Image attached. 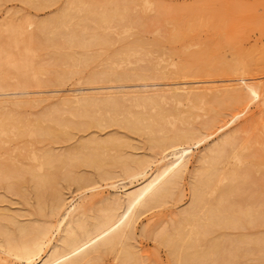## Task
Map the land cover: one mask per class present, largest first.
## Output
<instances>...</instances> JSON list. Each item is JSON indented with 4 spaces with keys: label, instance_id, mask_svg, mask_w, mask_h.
Returning a JSON list of instances; mask_svg holds the SVG:
<instances>
[{
    "label": "rangeland",
    "instance_id": "obj_1",
    "mask_svg": "<svg viewBox=\"0 0 264 264\" xmlns=\"http://www.w3.org/2000/svg\"><path fill=\"white\" fill-rule=\"evenodd\" d=\"M84 9H87V12ZM61 11L62 13L71 12L73 19L69 23L70 30L77 26L80 31L84 29L80 35L85 42L89 39L87 45H78L75 44L76 42L72 45L67 44V39L62 38V36L66 35L69 29L66 31L67 33L65 28L61 29L65 33H62V36L58 35L53 19ZM22 19L26 20L25 23L22 21L23 24H27V28L24 25V29L28 30V32L25 30L26 33L32 34L27 35L31 36L27 41L28 43L22 41L26 46L24 48L22 42L18 43L20 45L11 42L15 45L13 46L10 41H7L9 40L7 35L10 32L8 28L11 23L18 22L20 24ZM32 22L35 25H32L34 24ZM42 23L46 26L41 30ZM0 24L2 29V31L0 29V46L2 48L4 43L2 49L8 51L3 50L1 52L0 48L1 56L4 54V57L11 56L15 60L0 59V76L4 77V85H6L0 89V117H11L14 120L11 121L13 123L19 120L23 127L31 128V125L32 128L55 129L62 127L64 131L67 130L66 134H63L65 132H60L62 129L57 131L58 128H56L55 133L49 136L38 134L33 135V137L29 134L27 136V133L16 136L9 133L2 136L1 138L6 143L4 142L0 146V165L13 164L8 166H15L10 168V170H14L12 173L16 172L17 166L14 163L20 166L19 169L21 167L28 169V165L32 164L33 168L36 163L30 159L31 152L36 155H40L42 152L41 155L53 154L54 156L64 153L70 154V159L67 158L69 163L73 159V154L81 150L78 145L81 146L80 142L82 141L113 139L120 142L116 152L110 151L112 158L107 160V164L102 169L84 164L82 161L69 164V168L64 169V166L67 167L68 164L64 155L63 162L60 159L57 160L61 164L66 163L63 167L61 164V167L57 166L59 164L57 161L53 163L56 164L57 170L47 165L53 172L52 178L54 180L49 177L52 183L51 181L48 182L51 184L46 185L47 188L44 186L45 189L42 188L39 196L35 192L37 187L35 188L34 180L30 181L29 175L25 173L23 178V172L20 178L22 181L10 186V180L13 181L12 178H16L8 179L6 177L0 181V214L5 215L3 221L0 215L2 222L0 231L7 230L5 234H0V264H28L33 256H35L33 259L43 257L52 244L60 243L59 235L63 234L64 227L72 219H77L78 224L82 223L88 226L96 219H100L106 212V208L114 206L116 211L120 212L124 207L123 192L125 189L136 188L146 176L162 163L174 158V154L170 153L171 149L162 151L150 147L144 131L130 130L118 122L108 125H95L89 122L90 117L88 115L81 114L78 110L90 113L92 112L91 108L94 110V107L99 106L98 102L103 104L105 101L113 100L118 102L120 108L136 111L143 103L141 101L135 103V100L144 99V95L148 93L158 95L165 92L168 87H173L174 81H186L189 82V85L198 86V91L212 86L209 87L208 91L209 97L211 96L210 100L200 104L197 102L198 105L195 104L197 107L187 100L177 105L180 111L185 110L188 113L189 125L187 124V126L191 127L197 134L196 138L183 145V147H188L189 152L186 168L181 176L176 179L172 190L170 189V193L163 198V201L142 209L134 217L130 227L125 228L126 235L122 237L121 243L114 244L111 248H101L102 252L91 251L79 261L80 264H176L173 262V258V260L170 259L168 246L160 242L161 235L159 234L162 233L163 236L164 233L171 232L174 229L173 226L175 227L174 223L177 225L180 222L176 220L178 217L181 218L180 215H183L181 210L184 209L185 212L189 208L191 186L197 175L199 156L207 153L209 148L229 137H233L236 140V145H238L242 142L245 130L249 131L248 129H250L251 131L252 129L254 131L258 129L259 127L256 125L258 126L259 120L264 117L262 116L264 115V91L261 93L259 90L258 95L253 96L246 105L240 104L229 107L226 102L219 100V96L222 95V88L231 86L238 88L246 82L256 83L259 86L264 85V0H0ZM77 28L72 29L77 30ZM91 38H93L92 41ZM101 38H103L102 41ZM63 39H66L65 43ZM22 48L24 52L28 49L25 53L26 57L23 55ZM12 50L17 51L15 53ZM11 51L14 53L12 54ZM20 52L22 55L19 54ZM20 55L30 59L28 61L22 58L26 64L32 61L36 66L37 75L35 77L37 79L32 76V78L27 79V77L26 81L30 83H27V86L24 85L26 88L23 84H21L22 86L10 84L12 85L10 88L11 86L8 87L6 81L11 83L16 81L18 75L14 74L17 71L13 68L21 64L16 61ZM11 57L10 59H12ZM13 62L18 64H13ZM167 63L170 67L184 65L185 77L154 78L152 72L155 67H151L153 65L159 67ZM240 64L242 66H239ZM234 66L242 67L241 73H239L240 71L234 72L231 69ZM5 68L8 70L5 71ZM70 69L73 71L72 74L65 77L66 71ZM139 71L145 74V78L137 75ZM12 75L13 81L8 80V78L12 79ZM60 77H63L62 81L58 82L56 79ZM21 78L18 76V80ZM38 84L41 85L40 88ZM77 97H81L79 99L80 104L85 102L86 105H79ZM108 97L112 99L108 100L110 99ZM1 100L3 101L1 102ZM90 103L98 105L92 107ZM163 104L169 108L174 105L169 100ZM163 104L161 105L163 106ZM95 110L103 118L107 117L105 108ZM169 119L173 120L172 118ZM26 121L28 122L26 123ZM19 123L17 122L18 126H20ZM254 127L256 128L254 129ZM8 142L10 143L8 144ZM6 152L10 157L6 155ZM248 152L251 153V156L247 158L253 159L255 162L260 161V157L254 153V150H248ZM114 154L115 156H113ZM122 156L147 159L145 171L133 176L121 173L117 160ZM256 156H258L259 161ZM24 159L26 160L24 161ZM229 161L233 162V159L230 158ZM44 169L49 170L46 167ZM50 170L49 172H51ZM8 172L11 175L9 170ZM260 174L259 171L254 170L251 178H256L258 182ZM3 175L2 178H5V174ZM244 189L245 192L241 194L242 198L246 192L248 195L251 190V188L248 190L242 185L240 190L244 191ZM242 192L239 191L234 195L239 194L240 196ZM55 195L60 197L63 205L55 215H52L48 210L55 202ZM37 207H41L42 210L40 208L41 211L39 210V212ZM63 210H67L69 214L65 215L66 211ZM59 216H64V220L58 229L55 226ZM8 218L13 219V221L8 223ZM17 224H25L29 227L47 225V233L42 239L44 246L41 244L42 247L28 257L15 249L12 250L7 244V240L12 241L17 236ZM64 224L65 226H63ZM74 226L77 232L81 233V228L77 226V223ZM262 228L264 226L259 229L262 230ZM260 230H256L255 233L260 234ZM247 231L248 229L245 228L226 227L215 231L214 234L216 236L218 233H223L225 236L232 237L238 232ZM253 231L252 229L251 232ZM253 234L251 233V235ZM211 236L212 233H210ZM43 249L45 251H42ZM126 251H130L132 254L134 252L133 255L135 256L128 259L129 254L125 255L128 253ZM123 254L126 256L124 258L127 259L123 258ZM19 255L20 257H18ZM137 259L138 261H136ZM239 260L238 262L241 264H259L254 253H250Z\"/></svg>",
    "mask_w": 264,
    "mask_h": 264
},
{
    "label": "bare ground",
    "instance_id": "obj_2",
    "mask_svg": "<svg viewBox=\"0 0 264 264\" xmlns=\"http://www.w3.org/2000/svg\"><path fill=\"white\" fill-rule=\"evenodd\" d=\"M78 7H80V6L78 5ZM73 8H74V6H73ZM85 12H87V9L85 10ZM79 14H81V13H79ZM84 15H86V14H84ZM72 19L73 18L71 16V12H68V11L63 12V13L61 11V13L53 19L55 22V24H54L55 29L57 30L58 35L59 34L61 35L62 33L64 34L69 29L68 33L66 32L67 34L66 35L64 34L65 36L61 35L62 38L67 39V40L63 39L64 43L66 40V43L69 45H72L75 42H76L75 44H78V45L79 44L80 45H87V43H89V39L85 42L84 40H82V36H81L82 35L81 31L84 29H82L80 31V30H78V28H77L78 26H77V27H72V28H77V30L72 29V28L70 30V27H69L70 24L69 23H71L70 21ZM3 21H4V19H3ZM22 21H24V23H25L26 20L22 19L19 22L20 24H18V22L17 23L15 22V24L12 22L11 26L8 28L10 30V32L9 33L7 32L8 33L7 36L9 37V38H7L9 40H7V41H10V43L13 42L15 45L16 44L20 45L18 43H20L22 41L27 42L29 40V38L31 37V36L30 37L27 36L30 33H26L25 30H27V29H24V28H25V26L27 28V24L26 25L23 24ZM21 22H22L23 26L25 25L24 27L21 25ZM29 22H30V20H29ZM82 22H85V21H82ZM32 23H34V22H32ZM44 24H45V22H44ZM32 25H35V23ZM45 26L46 25H43V23H42L41 30ZM79 28H80V26H79ZM39 29H40V27H39ZM61 29H64L65 32ZM1 31H2V29H1ZM6 31H8V30H6ZM76 31H79V32H76ZM3 32H4V30H3ZM27 32H28V30H27ZM1 34H5V33H1ZM30 35H32V34H30ZM44 35H46V34H44ZM90 40L92 41L93 38H91ZM96 40H99V39L96 38ZM100 40L102 41L103 38H101ZM55 41H56V39H55ZM91 41H90V43H91ZM24 42H22L23 48L26 47V46H24ZM30 42L32 44L31 40H30ZM0 43H1V39H0ZM6 43L8 44L9 42H6ZM15 45H13V46H15ZM3 46H4V43L2 44V48H3ZM29 46H30V44H29ZM5 47H6V45H5ZM126 47H128V46H126ZM0 48H1V46H0ZM2 48H1L2 51L0 50L1 52H3V50H5ZM23 48H22V51L24 52ZM31 48H32V45H31ZM8 50H10V49H8ZM27 50H26V52H24V54H23L24 56H25V53H27ZM135 50H137V49H135ZM5 51L8 52L7 50H5ZM12 51H14V50H12ZM12 51H11V53H12ZM16 51L17 50H15L14 52L16 53ZM1 54L2 53H0V57H1L0 59L1 60L5 58L6 60L12 61L14 59V57H11V56L10 57L12 59H10L9 56L4 57L3 56L4 54L2 55L3 56L2 57ZM19 54H21V52ZM152 54H153V52H152ZM21 55L18 57L19 59L15 58V59H17L16 61L18 63L20 62L21 64L13 62V64H18V66L14 65L17 68L14 67L13 69L15 71H17V73H14V74H17L19 77H22V78L18 80V76H17L16 81L14 80L15 82H13V83L6 81L7 82L6 84L8 85V87L11 86L10 88H12V85H10V84H13V85L15 84L16 86L17 85L22 86L21 84H23V86H24L27 83H30V82L26 81L27 77H28L27 79H30L31 76L35 77L37 75V68L33 64V62L31 61V63L26 64L25 63L26 61L24 62L23 60L24 59L28 60V59L25 58L26 56L21 57ZM28 57H30V56L28 55ZM22 58H23V60H22ZM6 60H5V62H6ZM144 60H145V58H144ZM13 61H15V60H13ZM166 65H162L159 67H156L155 65H153L151 67V68L155 67L153 69V72H152L154 74V78H163V79L168 78L169 79V77L170 78L185 77L184 76V70H185L184 65H179V66H175V67H170L168 65V63ZM239 66H242V64H240ZM239 66H237V67L234 66L231 69L234 70V72L238 73V71H240L242 69V67L240 68ZM6 69L7 68H5V71H6ZM227 69H230V68H227ZM5 71H4V73L6 74ZM72 72L73 71L71 69L69 71H66L65 77L70 76L72 74ZM239 73H241V71ZM137 75L140 76L141 78H145V74L141 73L140 71ZM14 77L16 78V75H14ZM1 78H0V89L2 88V86L6 87V85H4L5 84V79H3L4 77L2 78V80H1ZM62 78L60 77L59 79H56V80L58 82H60V81H62ZM240 78H242V77H240ZM35 79H37V78L35 77ZM8 80L13 81V75H12V79L8 78ZM8 82H9V84H8ZM39 82H40V80L38 81V83ZM174 82H173V87H168L165 92L159 93L158 94L159 96L155 95V94H149L148 93V94L144 95V99L135 100L134 101L135 103H140V101H141V103H143V104H140L141 105L140 108H138V110H136V111H131L128 108H126V109L120 108L118 105V102L111 100L112 98H110V97H108V98H110L108 100H111V101H105L103 104H101V102H98L99 106H96V108L94 106L98 105V104L90 103L92 105V107H94V110L97 108H102V109L105 108L107 110L106 111L107 112L106 118H103L102 115H98L96 110L94 111L93 108H91L92 112H90V113L83 112L84 111L83 109H82L83 111L78 110L81 112V114L88 115L90 117L89 122H91L95 125H105V124L108 125V124L118 122L130 130L144 131L147 135L148 140H149L150 147H152L154 149L162 150V151L167 150V149H171L170 153L174 154V158L172 160H169V161L162 163L157 169H155L148 176H146L143 179V181L139 183L138 186L136 185L137 186L136 188L130 189V190L128 188L125 189V191L123 192L124 193V200H123L124 201V207L120 212H117L116 211L117 209L114 206L110 207V208H106V212L101 216V218L96 219L95 222H92L88 226H85L82 223L78 224L77 219H75V220L72 219V221L70 222L71 224L67 223L68 225H66V226H65V224L63 225L65 227H64V229L62 228L63 234L59 235L60 236V238H59L60 243L58 244V242H56V244L54 243V244H52V246L50 245L51 247L49 248V250L46 253L44 252L45 255L43 257H40V258L37 257L36 258L38 260L33 259L35 256H33V258L31 257L32 260L29 261L28 264H77L84 255H87V253H90L91 251H95V250L101 251V248H111V246H113L114 244L121 243L122 237L124 235H126V233H125L126 229L125 228L130 227V225L132 224V222L134 220V217L138 213H140V211L142 209L147 208V207L149 208L153 205L158 204L159 202L163 201V198H165V196H167L170 193V189L172 188L173 184L176 182V179L179 176H181L182 172L184 171V169L187 166V159H188L189 152H188V147H183V145L185 143H187L188 141L197 137L196 132L191 127L187 126V124L189 125V122L187 119L188 113L185 110L180 111V109L177 107V105L181 104L182 101H184V100L192 102V104H194V106L198 105L197 102L200 104L204 101L210 100L211 96L209 97L208 91H209V87H212L210 85L208 87H205L204 90L198 91L197 90L198 86L189 85L188 84L189 82H186V81H180V82H175V83ZM39 85L40 84H38V86ZM164 85H167V84H164ZM26 86H24V87L26 88ZM40 87H41V85L39 86V88ZM259 90L262 93V91H264V85L259 86L256 83L253 84V83H247L246 82V84H243L238 88H235V86L234 87L233 86L225 87V88L221 89L222 95L219 96V98H220L219 100L222 102H226V105L229 107H233V106L240 105V104L246 105L251 101L253 96L258 95L257 93ZM110 95H111V93H110ZM80 98L81 97H79L77 100H79ZM167 100L174 103L175 106L173 105L170 108L168 106L165 107L163 102L167 103ZM2 101L3 100H1V102ZM5 101H7V100H5ZM16 101H18V100H16ZM22 101L24 102L25 100H22ZM90 101H92V100H90ZM142 101H145V102H142ZM18 102H20V101H18ZM18 102H16V103H18ZM75 103H76V101H75ZM77 103L79 105L85 104V102L80 104V100ZM160 103L163 104V106L165 108ZM77 107H79V106H77ZM189 111H190V109H189ZM80 112H78V113H80ZM215 116H217V115H215ZM262 116H264V115H262ZM169 118H172L173 120H170ZM214 119H215V117H214ZM54 120H56V119H54ZM11 121H14L11 119V117L10 118L9 117H3L0 119V146L4 142L6 143V141L4 139H2L1 137L4 135L6 136V134H9V133H11L13 136L14 135L16 136L18 134H26V133H27V136H28V134L32 135V136L38 135V134L49 136V135H53L55 133L56 128H58V127H56L55 129L54 128L53 129L52 128H43V127L32 128V125H31V128L30 127H23L19 123V120L17 122L20 124V126H18L16 121H15L16 124H14L15 122L13 123ZM20 121L23 122V120H20ZM212 121H213V118H212ZM27 122L28 121H26V123ZM258 124L259 125L258 126L256 125V127H259V128L254 130V131L252 129H251V131H250V129H248L249 131H246L247 129L245 130V135H244L243 139L241 140L242 142H240L238 145H236V140L233 137H229V138L223 139L222 142H219L215 146L209 148L207 153L199 156V158H198L199 165L197 167V175H196V178H194L195 181L193 182V184L191 186V202L188 205L189 208L185 212L183 211L184 209L181 210L182 212L180 211L181 213H183V215L182 216L180 215L181 218L178 217L179 219L177 218V220H176L177 222H178V220L180 221L179 224L177 223V225H176V223H174L176 228L174 226H173V228L175 230L173 229V230H171V232H168L166 234L163 232L164 233L163 236H162V233L159 234L162 237V238L160 237V240H161L160 242H163L164 245L166 244L168 246V248H169L168 253H170L169 254L170 259L171 260L174 259V261H173L174 263H176V264H230V263L241 264V262L240 263L238 262L239 259L245 258L250 253H254L256 255V259L258 260L259 264H264V232H262V230H264V228H262V230H260L261 227L264 226V117H262L259 120ZM29 125H30V123H29ZM65 126H66V124H65ZM256 127H254V129ZM66 128H67V126H66ZM252 128H253V126H252ZM59 129H62V127L58 128L57 131ZM62 131L65 133H63ZM66 131H64V129H62L60 132H62L63 134H66ZM57 135H59V134H57ZM19 139H20V136H19ZM9 143L10 142H8V144ZM80 143L82 145L79 146L80 145L79 144L78 148L81 147V150L78 152H75V154H73V159H71L72 161H70L69 163H68L69 160L67 158L70 159V154H67V155H66V153L63 154L66 158L65 159V161H67L66 163H68L67 167L64 166V169H68L69 164H74V163H77L78 161H82L84 164L92 165L93 167H96L97 169H102L104 167V165L107 164V160L112 158V154L110 153V151L116 152L117 147H119V144H120V142H117L113 139H108V140L90 139V140H87L85 142L82 141ZM75 149H76V147H75ZM32 150H34V149H32ZM248 150L249 151L254 150L255 151L254 153H256L260 157V161L257 158L258 156H256V158L259 162H255L253 159L247 158V157L251 156L250 155L251 153H249V152L247 153ZM3 153H5V152H3ZM38 153H39V151H38ZM41 153L42 152H40V155H36L34 152H31L30 159L32 161H34L36 164L33 168H32L33 164L28 165L29 167L31 166L30 169L28 166H27L28 169H24L23 167H21V169H19L20 166L17 163H14V164H16L17 167L15 168L16 172L12 173V171H14V170H12V169L10 170V168H13L15 166H13V167H8V166L13 165V164L9 163V164H6V166L1 164L2 166L0 165V178H1L0 181L2 179H6V177L8 179H10L11 177L16 178V179L12 178L13 181L10 180V182H9V186H10L13 183L15 184L18 181L19 182L22 181V179L20 180V178L22 177V172H23V178L25 177V175H24V173H25L26 175L27 174L29 175L30 181L34 180L33 183H35L34 184L35 188L37 187V189H35L36 190L35 192L37 193L36 195L39 196V194L42 192L41 191L42 188L45 189L46 185H49L52 183L50 178L54 180V178H52V176H54L53 172L50 169L53 168V169L57 170L56 169L57 167H55L56 164H53V163H56V161L59 159L61 162H63L62 160H64L63 159L64 156L61 154H58V156L60 155L58 157V156H54L53 154H49V155L48 154H44V155L42 154L41 155ZM115 154L113 156H115ZM6 155H9V154L6 152ZM6 155H2V156H6ZM68 155H69V157H68ZM9 157H10V155H9ZM17 158H16V160H17ZM230 158L233 159V162L229 161ZM26 159H24V161ZM113 159H115V158H113ZM73 160H75V162H73ZM147 161L148 160L145 158L144 159L143 158L138 159L135 157L122 156L117 160V163L120 165L121 173L133 176V175L141 174L143 171H145L144 168H145ZM61 162L59 163V161H57V163H59V164H57V166L61 167V165H62V167H63V165H66V163L61 164ZM71 162H73V163H71ZM111 164H113V163L111 162ZM47 165L52 166V167L48 168ZM3 166L5 169L3 168ZM113 166H114V164H113ZM45 167L47 169H49L52 173L49 172V170H45L44 169ZM8 170L11 172V175L8 172ZM23 170H25L27 173ZM254 170L259 171V174L261 173L260 174L261 176L258 175L259 176L258 182H257L256 178H251L252 177L251 174ZM5 171H7V172L4 173ZM48 172H49L50 176H49ZM14 173H15V175H14ZM64 173H65V171H64ZM3 174H5V178L4 177L2 178ZM17 176H20V177H17ZM102 176H103V174H102ZM14 180H16V181H14ZM50 181H51V183H48ZM1 183H3V182H1ZM242 185H244V187L247 189L251 188V190L249 191L250 193H248V195H247V192H246L245 194L247 196L245 195L246 197L244 196V198L241 197L242 196L241 194H243L245 192V189H244V191L240 190ZM52 189L54 190V188H52ZM239 191L240 192L243 191V192L240 193V196H239V194H235L236 196H239V197H236L234 195V193H239ZM117 192H115V194ZM52 194H54V193H52ZM54 200H55V202L52 204L51 207H49V205H48L50 210L47 209L48 211L51 212L52 215L53 214L55 215L56 212L63 205L62 204L63 201L61 202L60 197H56V195H55ZM37 208H38L37 210L39 211L41 207L40 208L37 207ZM41 210H42V208H41ZM65 211H64L65 212L64 214L66 215L68 213V211L67 210H65ZM4 216H5L4 214L1 215L2 221L5 218ZM64 216H61V217L59 216L60 218L57 219L58 221H56V226H55L56 228H58L60 223L64 220ZM78 218H79V216H78ZM11 220L13 221V219L8 218L7 222L10 223ZM0 222H1V220H0ZM76 223H77V226H79L81 228V230H80L81 233L77 232V230L74 226ZM0 225H2V222ZM51 227H52V225H51ZM226 227L227 228H238V229L239 228L240 229L245 228V229H248V231L247 232H240V233L238 232V234L236 233V235L232 236V237L225 236L223 233H218L215 236V234H214L215 231H219L222 228H226ZM16 228H17L16 231L18 233L17 236H15L12 241L7 240V244L10 245V248L12 250L15 249L18 252H20L21 254L28 257L33 252H35V251L37 252V250H39L40 247L44 246L43 245L44 242L42 243V239L47 233V230H48L47 225L46 226H39V227H37V225H36V227H29L25 224H17ZM249 229H251V230L249 231ZM252 229L254 230L253 232H251ZM60 230H61V228H60ZM256 230H260L261 232L258 231V232H260V234L255 233ZM1 231H3V230H1ZM172 231H173V233H172ZM6 232H7V230L1 232L0 234H2V233L5 234ZM49 232H50V230H49ZM210 233H212L211 237H210ZM251 233H254V234L251 235ZM41 244H42V246H41ZM249 244H251V246H248ZM42 251H45V250L43 249ZM8 252H10V251H8ZM126 252H128V253L125 255L129 254V256H127L128 259H132L135 256V255H133L134 252H133V254L131 253L132 250H131V252L130 251H126ZM20 255L18 257H20ZM125 255L123 254V258ZM36 256H38V255H36ZM123 258H121V259H123ZM121 259H119V260H121ZM124 259H127V258H124ZM28 260H29V258H28ZM136 261H138V259ZM79 264H80V262H79Z\"/></svg>",
    "mask_w": 264,
    "mask_h": 264
}]
</instances>
